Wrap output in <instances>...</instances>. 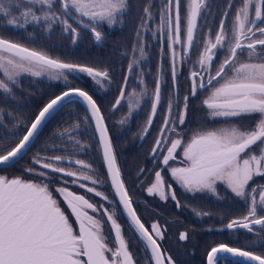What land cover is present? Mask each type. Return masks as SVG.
<instances>
[{"label": "snow or ice", "instance_id": "snow-or-ice-1", "mask_svg": "<svg viewBox=\"0 0 264 264\" xmlns=\"http://www.w3.org/2000/svg\"><path fill=\"white\" fill-rule=\"evenodd\" d=\"M58 3L59 8L57 0H0V15L10 17L6 20L7 25L20 28L31 24L41 26L45 31H52L53 26L59 24L62 32L69 34L75 44L80 38V32L70 20L87 28L94 41L100 43L104 39V33L98 30L100 24L107 22L111 26L122 20L123 14L129 10V0H58ZM183 3V30L182 0H164L160 8L158 30H166L167 33L173 84L176 82L178 64L189 57L192 49H200L202 44L196 61L199 69L190 73V95L195 97L198 91L210 89V94L202 104L209 110L210 116L226 118V126L194 131L185 142L182 133L177 131V122L178 125L185 124L189 96L183 97V108L174 118L173 101L169 96L167 115L152 154L155 156L162 144L167 145L162 164L168 168L171 179L187 193L206 192L218 196V185H224L235 197L244 200L248 205L246 215L230 220L225 227L228 230L244 229L264 238V214H261L264 213V186L249 187L254 177L264 176V0H242L241 6L235 11L231 35L228 34L222 18L219 30L214 33V39L209 34L211 29L202 39L198 35V19L207 7L206 0H183ZM33 5H39V8ZM228 6L233 7L232 0H229ZM17 12L19 15H14ZM143 12L142 28L152 19L151 6L146 5ZM228 15L225 11L224 16ZM140 35L138 31L137 37ZM221 49L225 50L224 58L214 67V61ZM133 51L139 52L140 59L146 58L143 41L134 45ZM245 52L246 58L241 60L239 57ZM138 62L134 58L128 64L129 73L134 71ZM0 72L5 77L0 79V90L6 95L12 93V86H18L17 78L21 73H29L34 77L47 75L49 79L64 81H68L70 74L83 73L98 85L103 80H110L107 70L65 62L3 37H0ZM202 72L207 73V76L202 75ZM127 82L128 77H125L113 108L124 100ZM140 84H144L142 77ZM146 91V88L141 93L133 90L129 94V99L135 98V103L129 104L130 114L131 110L140 107L141 98ZM72 96L81 98L90 113L85 119L94 122L111 187L129 219L130 230L143 242L144 250L150 253L151 264H175L158 242L164 239L165 229L153 222L149 230L137 215L121 177L104 115L96 100L87 91L68 87L51 99L27 128L19 143L11 150H5V154H0V165L11 166L17 158H22L45 121ZM160 103L161 79L158 75L151 99V112L141 138L147 135ZM256 114L259 119L250 130H243L231 123V118ZM126 122L127 118L120 121L121 124ZM253 146H257L258 150H253ZM178 148L182 149V166H170L169 162L177 158ZM48 159L52 162L34 158V163L41 165L42 169L51 170V173L72 178L70 181L63 179L64 185L78 184L88 193H94L96 197L108 201V197L95 187L81 183L90 181L92 185H96L100 182L90 174V164L75 159L70 163L80 168L71 170L62 166L66 157L56 155ZM26 171L36 170L29 168ZM37 175L43 178L39 182L0 175V264H135L121 225L117 221L115 208L110 210L103 204L97 207L84 195L77 194L66 186L57 187L55 191L62 196L75 218L77 231L50 190L51 179L55 177L50 178L45 171H39ZM45 179L49 182H44ZM146 191L149 195H158L162 201L171 198L177 207H181L175 190L171 184H165L160 170L155 171L154 182ZM114 203L115 200L109 201V204ZM89 210L99 215H92ZM196 214L201 215L199 212ZM102 217H106V220ZM105 223L111 225L114 246H110L107 241ZM187 239L188 233L179 234L180 241ZM228 254L234 258H242L247 264H264V255L224 243L208 251L207 264H219L221 260H227Z\"/></svg>", "mask_w": 264, "mask_h": 264}, {"label": "rangeland", "instance_id": "rangeland-1", "mask_svg": "<svg viewBox=\"0 0 264 264\" xmlns=\"http://www.w3.org/2000/svg\"><path fill=\"white\" fill-rule=\"evenodd\" d=\"M23 2V0H21ZM164 0H129V10L123 14L122 20L118 21L117 23L109 26L107 22H102L98 28V30H101L104 33V39L102 42L97 43L94 41V38L90 31L87 28H84L83 26H79L75 23L74 20H70L71 23H73L74 27H78V30L80 32V38L77 40L75 44L72 43V40L70 39L69 34H65L62 32V29L59 24H55L53 26L52 31H45L41 26L38 25H26L24 28L20 27H14L7 25L6 20L10 19V17L5 18L4 16L0 15V29L5 28L6 30H11V31H24L26 27H31L33 29L32 34L24 33L23 36L20 38L22 40H26L29 44V48L35 49L37 51H42L49 56L55 58L52 56V54H58V55H68L63 60L65 62H70L72 59L77 55V53L80 52L79 56L81 58H88L94 63L93 66L94 68H97L101 71L107 70L109 72V77L110 80H103L100 85L96 84L95 81L87 76V74L83 73H73L69 75L68 81H64L63 79L60 80H55V79H49L47 75L40 76V77H34L31 76L29 73H21L20 76L17 78L18 79V86H12L16 88V92L18 93L22 86V79H29L30 82V87H31V92L32 93H37L38 90L41 87H43L41 84H49L53 86L55 89L60 90V92L67 90L68 87H74V88H82L83 90L89 92H93L94 94V99L96 100L97 103H104L107 108V113H111L109 109H111L115 103V99L123 85V78H124V73L127 72L128 77H130L132 80L128 81L127 87L125 88V98L124 101H127L126 107H129V104H134L135 103V98L129 99V94L132 93L133 90H135L137 93H139V88L141 87L140 84V79L137 77V80L135 79L136 76V71H138L139 66H140V59L138 51L134 52L133 51V46L138 45L141 41H143V44L145 46V51H151L154 48L159 47V40H160V35L162 36L163 34V41L164 45L166 48L167 47V33L166 30L164 32H161L158 30V25L160 24V8L163 4ZM208 2V0H206ZM142 3H152V7L154 5H157V7H153L151 9L152 12V19L147 21V26L142 28L141 25L144 23V19H142V22L140 25L137 27V29H134L133 25V14L139 15L140 13L144 12L142 10H139V8H136V4H142ZM210 2L207 3L209 5ZM35 8H39V5H33ZM207 6L203 12H202V17L198 20V24L200 25V29L198 31L199 37L202 39L205 33H209V30L211 29L210 35L213 36L214 39V33L218 31V26H213L214 23V18L213 16L208 14L206 11ZM57 8H59V3L57 0ZM14 15H19V13H14ZM181 16H182V30H183V16H184V3L182 0L181 4ZM235 16V15H234ZM233 18L232 23L229 24V26L226 27L228 34L231 35V30H232V24H233ZM219 17H222V14H219ZM87 18H85L86 20ZM220 18H218V23L216 25H219ZM10 27V28H8ZM140 32L141 35L140 37H137V32ZM0 37L6 38L3 33L0 31ZM8 39V38H6ZM83 47V48H79ZM180 46H177L179 48ZM79 48V49H78ZM87 51V54L83 53V51ZM202 50V44L200 46V49H192L190 51L189 57H188V70L191 73L192 70L199 69V65L196 63L198 59V51ZM146 55V54H145ZM246 52L242 54L239 58L241 60L246 58ZM147 56V55H146ZM137 59L139 62L135 66V69L133 72L129 73L128 71V64L133 60ZM187 59V58H185ZM169 60V59H168ZM115 61V62H114ZM144 61V60H143ZM185 62V61H183ZM178 64V67H180L182 64ZM112 64V67H110V64ZM177 67V68H178ZM216 67V65H214ZM202 75L207 76V73L202 72ZM0 79H5L3 76V73L0 72ZM11 86V85H10ZM86 86V87H84ZM114 86V88H113ZM136 86H138L136 88ZM45 89V86L43 87ZM2 92V90H0ZM45 92V91H44ZM59 92V93H60ZM88 92V93H89ZM202 90L198 91L197 95L195 97H192L190 95V91L188 93V96H191L192 100V108L187 116V122L185 123L184 126L178 125L177 126V131L181 132L183 135V139L186 142L192 133L194 131H201V130H208V129H218L221 127L226 126V118L224 117H212L209 115V110L202 104V101L210 94V89L206 90L203 92ZM113 96V101L109 105V101L111 96ZM185 95L183 94V97ZM183 97L181 98L183 100ZM183 105V102H182ZM163 115L164 117L167 115V103L163 107ZM173 111V110H172ZM201 112H204V114H200ZM195 113V127L193 129V132L188 131L187 129V124L190 121L191 115ZM55 118L52 120V123H56L62 128V135L58 137V143L59 145L61 143H65L66 147H68V150L65 149L62 151L63 157L67 156L68 153V162L62 163V166L66 168L67 163V168L71 170H78L80 166L75 165L74 163H70V161H73L75 159H81L84 160L86 163L90 164L92 166V172L90 173L93 175L95 178V167L92 164V161L94 160V157L100 156V150L99 145H97L96 142V137L93 132V127L92 124L90 123V119L86 120L85 117L88 116L86 114L84 107L82 106L81 103L75 101V100H70L69 102H66L65 105H63L52 117ZM51 117V118H52ZM259 119L258 114L256 115H251V116H243V117H236V118H231V123L236 124L243 130H250L255 126L256 121ZM79 125V127H76V125ZM108 126V130L110 131V125L109 123H106ZM181 127H185V132L181 131ZM67 130V131H66ZM60 132V130H59ZM141 134V133H139ZM189 134V135H188ZM69 137H73L74 139H69ZM172 138H175L174 135H172ZM95 141L94 143L91 144V141ZM76 141H79V144H76ZM82 146V147H81ZM162 146V145H161ZM160 146V149H161ZM167 147V145H166ZM125 146L122 148L124 149ZM95 149V154L93 155ZM121 149V150H122ZM152 147H150V151L152 152ZM158 149V151L160 150ZM120 150V151H121ZM253 150H258L257 146H253ZM163 153L166 154V148L163 151ZM161 153V154H163ZM163 154V155H165ZM99 155V156H98ZM162 155V156H163ZM176 160L170 161L169 164L170 166L177 167V166H182L181 161L183 159L182 155V149H177L176 150ZM101 161H102V156ZM155 156H151V159H154ZM163 158V157H162ZM162 158L159 161H162ZM42 160V158H40ZM117 164H118V159L116 157ZM119 166V165H118ZM103 167V165H102ZM120 171H121V166H119ZM104 169V178H105V184H108L106 175H105V168ZM160 170L162 171V176L164 177L165 184H171L173 189L176 192V195H181L182 198L184 197H195V196H200V197H206L209 200H211L214 204L218 203V207L214 210L215 213L214 215L218 216H212L208 215V212H202L197 208L190 207L184 200H180V198L177 197V199L180 201L181 207L176 206V202L171 200L169 198L166 202H168L171 206L169 207L167 203L163 202L160 200L158 195H149L146 189L154 182V175L155 171ZM87 171V170H84ZM152 179L144 185V190L141 192L139 197H136V199L142 198L145 201L142 202L143 205L138 206V208L141 207L143 210V215L147 219V224L150 226L153 222H157L163 229L164 231V239L160 242L162 247H164L163 251L166 252L168 255L171 257L174 255V258L172 259L175 260H180L181 258L187 256L186 252L189 250V255H193L196 250V244L195 246L192 242V239L188 238L185 241H180L179 240V234L183 232L180 227H179V222H171L173 218L167 217L164 214V211L167 210H172V205H174L177 209L175 210L176 213H181L184 210V213H186L187 218H189L192 222H194V225H198V223H203L207 220L210 222L214 221L216 225L219 227V238L221 241L228 242L231 241V245L237 248H242L247 251H252L257 255H264V238H261L260 236H257L256 233H248L246 231H240V230H228L227 228L221 227L222 224L225 223L223 219H228L230 220L232 216L227 214V211L229 210L230 205L232 202L234 205H236V208L239 206H244L245 213L239 215L240 217L244 216L247 214L248 211V205L245 203L244 200L235 197L233 193H231L230 190L226 189V187L222 184L218 185V196H214L211 193H187L185 190L174 180L171 179L170 172L168 171V168L166 166H163L161 163V166L157 169L154 170L153 174L151 175ZM69 181L72 178H67ZM81 183H85L88 186L94 187L95 185H92L90 181H81ZM75 185L76 189L79 190V185L78 184H73ZM256 186H264V176H256L253 178L252 181H250L249 187H256ZM107 188V186H106ZM80 191V190H79ZM189 197V198H190ZM188 201V200H187ZM151 205H158L160 208L163 209L162 214L159 215L158 213H155L151 207ZM115 206V204H114ZM214 209L211 208V210ZM195 210V211H194ZM204 210L207 211L205 208ZM209 211V210H208ZM90 214L96 215L95 213H92L89 210ZM199 212L201 215H197L196 213ZM203 213H208L207 215H203ZM264 214V213H261ZM99 215V214H97ZM218 218V219H217ZM221 219V220H219ZM173 223V224H172ZM127 228L130 230L129 224L127 222L125 223ZM201 225V224H200ZM210 229L212 227L206 226ZM205 227V228H206ZM209 230H207L208 232ZM109 232V245L114 246V241H113V235L111 232V227L110 224L108 223V226L106 227V224L104 226V233ZM200 234L201 232L198 230H195V233ZM211 232L214 231H209ZM131 234L133 237H136L133 232L131 231ZM190 242V243H189ZM191 245V246H190ZM209 246V245H206ZM216 246V245H214ZM213 247V245L209 246ZM209 250V249H208ZM231 260H221L219 263L220 264H234L229 262ZM176 262V261H175Z\"/></svg>", "mask_w": 264, "mask_h": 264}, {"label": "flooded vegetation", "instance_id": "flooded-vegetation-1", "mask_svg": "<svg viewBox=\"0 0 264 264\" xmlns=\"http://www.w3.org/2000/svg\"><path fill=\"white\" fill-rule=\"evenodd\" d=\"M208 2L210 3L207 6H209L208 7L209 11H211L209 14L212 13V16L214 18L213 24L216 25L218 23L217 21L218 18H220V20L223 18L225 20V27L229 26V24L232 23L231 19L235 15L236 9L240 7L242 4V0H232L233 7L230 8L228 6L229 0H208ZM222 11H223L222 17H219V14ZM225 11L229 13L227 17L224 16ZM217 26L219 30V25ZM145 54L147 56L145 55L146 58L143 59L144 61L140 60V66L138 71H136V76H135L136 80L138 75H139L138 77L139 79L142 77L144 80V84L141 85V87L138 89L139 93H141L142 90L145 88L147 90L146 94H144L141 98L140 107L136 108L135 110H131V114H130V108L126 107L127 101L124 102L121 101V104L119 106L115 108L112 107L111 109H109L111 113H107V118H108V123L110 125L112 145L117 159L119 158V155H117V153H119L120 150L125 146L124 149L127 148L129 154L136 156L137 152H139L140 155H142V157L146 161L145 163L138 162L136 164L127 165L126 169L128 168L131 171L136 172L135 176L138 180V183L137 185L131 183L128 186L125 184V186L129 192L130 197L132 198L133 207L135 208L137 215L141 218L145 226L148 227L149 230H151L150 222L148 225L147 224L148 221L142 213L143 210L141 209V207L138 208V205L140 203L144 202V205L146 203L142 198L136 199L135 195L139 197V195L145 188L144 185H145V181L147 180L146 177L149 176L153 170L161 166L162 161L159 160L163 157L162 155L165 154L163 153V151L165 150L166 145L162 144L161 149L157 151V154L155 155L154 159L150 158L151 156H153V154L149 150L150 148L147 150L146 147L150 145V147L153 148L155 146V142L157 138L160 136V129L163 126V120H164L163 107L167 103L169 96L172 97V101H173L172 117L174 118L183 108L182 105L183 100L181 98L183 97V94L188 95L190 91L191 80H190V72L188 70L189 66H188V57H187V59L183 60L185 62H183V64L177 68V78L175 85L173 84L171 77V58L168 48H166L164 45L163 34L162 36L160 35L159 47L154 48L149 52L145 51ZM224 55H225V50L221 49L217 54V57L214 61V65L218 66L220 61L223 60ZM158 75L161 79V103L158 106L156 115L153 117V122L148 130L147 135L141 138V134L144 131V128L147 124L148 116L151 112V99L155 88V81ZM125 77H128L127 72L124 73V78ZM22 80H23V84H20L19 86V87L22 86V88L18 93L16 92L15 87H12L13 89L12 93L9 95H6L3 91L0 92V154H5V150H11L12 147H14L17 143H19V139L22 138V136L26 133L27 128L29 127L33 119L36 117L39 110L43 107L42 100L44 94H41L39 92L32 93L29 79L26 78ZM130 80L132 79L128 77V81ZM123 85H124V80H123ZM137 87L138 86H136V88ZM205 91L206 90H202V94H204L203 92ZM119 95H120V91L116 99L119 97ZM113 96L114 95H112L110 98L109 105L113 101ZM191 99H192L191 96H189L186 119L192 108ZM54 118L55 116L50 118L43 125L42 129L39 131L34 141L29 145L26 154H24L22 158H18L17 161L14 162L11 166L8 165V166L0 167V175H5L9 178L20 177L26 181H33V182H39L41 181V179H43L37 175V172L39 171L48 172L50 178L55 177V179H51L50 190L53 192V195L58 200L60 207L69 217L70 222L73 223V227L77 231H78V225H76L75 223V218L74 216H72L70 209H68L67 207V204L64 203L62 196L55 191L57 187L66 186L71 191L80 195H84L85 198L89 199L97 207L103 204L106 208H109L110 210L115 208L117 210L116 211L117 221L121 225L122 233L125 239L127 240L128 248L135 260V264H151V261L149 259L150 253L144 250L143 242H141L138 239V237L137 238L133 237L131 231H129V229L125 225L126 222L127 224L129 223L127 220H125L123 212L120 209L116 199L114 198L111 188H109L108 184H105L104 182L105 178L102 173V168H99L94 164L95 167L94 169L96 171L95 176L100 181L94 187L98 191L102 192L103 195L107 196L108 201L102 199V197H96L94 193H88L86 189L79 188L80 190L79 191L75 188L76 186L71 183L64 185L63 179H67L69 177H63V174L51 173V170L42 169L41 165L34 163V158H38V159L42 158V160H46L47 162H52L48 158L56 155L63 156L62 151H64L65 149L68 150V147H66L65 143H61L60 145L58 143V137L62 135L61 132L62 128H60V126L55 122L52 123V120ZM125 118H127V122L121 124L120 121ZM186 122L187 120H185V123ZM177 126H178V122H177ZM181 131L185 132V127H181ZM142 157L140 156L138 159H141ZM66 158L67 159L62 163L69 161L68 153ZM65 164L67 168L68 164L67 163ZM29 168H33L36 171L34 172L26 171V169ZM141 169H143L144 171L141 172ZM123 173L124 172L122 171L121 177L125 183V178L129 177L130 174L122 175ZM44 182L48 183L49 180L45 179ZM113 200L116 201V203H114L115 206L114 204H109V201H113ZM163 202L167 203L169 207L171 206L168 202L166 201ZM230 205H233L230 206L229 210L227 211V214L232 216L230 220L240 217L239 215H237V213L240 215L245 213V210L243 209L244 206H239L236 208V205H234L233 202ZM218 206H219L218 203H216L214 209H216ZM150 208H152V210L155 213H158L159 215L162 214L163 209L160 208L158 205H151ZM176 209L177 208L175 207V210ZM199 210L202 212L209 213L208 210L207 211L201 209ZM95 214L97 215L98 213ZM174 214L175 216L173 217L171 222L173 221L179 222V227L183 232L188 233V230L190 229L192 234H194L195 230H198L201 232L199 235L202 236V235L210 234L209 231L211 230L216 232L219 230L218 225L212 227V229L206 227V225L210 222L207 219L205 222L203 219L202 221L203 223H198V225L196 224L194 225V222H192L189 218H187V215L186 213H184V210L181 213H176L174 211ZM208 215L211 214L209 213ZM212 216H218V215L212 214ZM102 219L106 220V217H102ZM223 220L225 221V223L222 224L221 227L225 228L226 224L230 220L228 219L227 220L223 219ZM105 224L107 227L108 223ZM207 230L209 231L207 232ZM239 230L246 231L244 229H239ZM195 234L198 233L196 232ZM105 235L107 237V241L109 242V232L106 233ZM112 235L114 241L113 232ZM199 235L198 237L193 236V239L199 240L198 239ZM201 242L204 243V241ZM217 244H221V243H217ZM161 248L162 250H164L163 249L164 247H162V245ZM204 258H206V255ZM175 261H176L175 264H202L203 262L202 256L198 255L197 253L196 255H187L181 258L180 260H175ZM205 264H206V260H205Z\"/></svg>", "mask_w": 264, "mask_h": 264}, {"label": "trees", "instance_id": "trees-1", "mask_svg": "<svg viewBox=\"0 0 264 264\" xmlns=\"http://www.w3.org/2000/svg\"><path fill=\"white\" fill-rule=\"evenodd\" d=\"M151 4L152 3L136 4V8H139V10H142V9H144V7L146 5H150L151 6V9H153V7H155V8L157 7V5H154L152 7ZM206 11L208 12V14L211 12V11H209L208 8H207ZM222 13H223V11L220 14H222ZM209 15L211 17L212 13L209 14ZM143 18H144L143 13H140L139 15L133 14V20H134L133 25H134V29L135 30L140 25V23L142 22V19ZM213 26H217V25H214L213 24ZM8 28H10V27H8ZM0 31L9 40L14 41V42H17V43H21V44L29 47V44H27L28 42L26 40H22L20 37L23 36L24 33H27V32L29 34H32L33 29H31V27H26L24 31H11V30H6L5 28L0 29ZM79 48H83V47H79ZM83 53L87 54L86 49H85V51H83ZM79 54H80V52L77 53V55L72 59L71 63H77V64H81V65H88V66L94 67L93 66L94 63L92 62V64H91V60H89L88 58H86V56H85V58H81L79 56ZM52 56H54L55 58H60V59L62 58V59H64L68 55H61L60 56L58 54H52ZM112 64L113 63L110 64V67H112ZM21 83L23 84V80H22ZM41 85L42 86L44 85L45 86V89L43 88L44 87L43 86V87H41L40 89H37V90H38L39 93L44 94L43 95L42 104H44L45 102H47L50 98H52V97H54L56 95H59L60 90L55 89L53 86H51L49 84L48 85L47 84H43V83ZM84 87H86V86H84ZM88 92H89V90H88ZM89 93H90V95L94 96L93 92H89ZM98 105H99V107L101 109V112L104 114L105 123H106V121L108 123V118H107V112L108 111H107L106 105L104 103H101V104L98 103ZM200 114H204V112H201ZM194 117H195V113L193 115H191L190 121L187 124V129H189V131H192V132H193V129L195 127ZM109 134H110V131H109ZM110 138H111V134H110ZM111 141H112V138H111ZM94 142H95L94 140L91 141V144L94 143ZM149 148H150V145H148L146 147L147 150ZM95 152L96 151L94 149L93 155L95 154ZM117 155H119L118 165L121 166V173H122V171L124 172L122 175L130 174L129 177H126L125 178V184L127 186L130 185L131 183L137 185L138 180H137V178L135 176L136 172H133V171H131L128 168L126 169V167H127V165L136 164L138 162L145 163L146 162L145 159L142 157V155H140L139 152H137L136 156L129 154L127 148L126 149H122L119 153H117ZM140 156L142 158L141 159H138ZM92 164L93 165L95 164L97 167L102 168V173H103V176H104V169L102 167L101 157L100 156H99V158L98 157H94V160L92 161ZM153 171H152V173L149 176L146 177L147 180L145 181V185L147 183H149V181L152 179V176L151 175L153 174ZM177 197L180 198V200H182V201L184 200L190 207H193V208L195 207V208H198V209H201V210H204L206 208L207 210H209V212H210L211 215L215 213V211H214L215 209H212L211 210V208H213L216 203L214 204L211 200H209L205 196L204 197L195 196L193 198L189 196L190 198L189 197H185V198L183 197L182 198L181 195H178ZM140 205H143V204L140 203L138 206H140ZM174 211H175V207H174V205H172V210L164 211V214L167 217L173 218L175 216ZM206 226L215 227L216 224H215L214 221H212V222H209ZM213 233H215V234H213ZM198 235L199 234H195V233L192 234L191 230L190 229L188 230V238L192 239V242H193L194 246H195V242H197L196 247H195L196 252L193 255H196V253H197L198 255L202 256V260H203L202 264H205V260H204L205 258L204 257L206 255V253H207L210 245L211 246L212 245L214 246V245H217V243H226L227 245L229 244L230 246H232L231 245V241L224 242V241H221L220 240V238H219V232L218 231L217 232L216 231L211 232V234H208V235L207 234L206 235H202V236L199 235V238H198L199 240L193 239V236L198 237ZM201 241H204V243H202ZM206 245H209V246H206ZM188 253H189V250L186 252V255H189L190 254V253L189 254ZM172 257L174 258V255ZM198 260H199V258H198ZM229 262H231V261H229ZM231 263L237 264L235 262H231Z\"/></svg>", "mask_w": 264, "mask_h": 264}, {"label": "water", "instance_id": "water-1", "mask_svg": "<svg viewBox=\"0 0 264 264\" xmlns=\"http://www.w3.org/2000/svg\"><path fill=\"white\" fill-rule=\"evenodd\" d=\"M64 91H66V90H64ZM64 91H62V92H64ZM62 92H60L59 93V95L62 93ZM55 97V96H54ZM54 97H52L51 99H53ZM51 99H49L48 100V102L51 100ZM70 100H75V101H77V102H79V103H82V105H83V107H84V109H85V111H86V114H88V116H90V113H89V111H88V109H87V107H86V105L82 102V100H81V98H79V97H76V96H72V97H70V98H68L65 102H64V104L63 105H65V103L66 102H69ZM48 102H46L45 103V105L48 103ZM97 103V102H96ZM44 105V106H45ZM43 106V107H44ZM42 107V108H43ZM42 108L39 110V112L42 110ZM61 108V107H60ZM59 108V109H60ZM58 109V110H59ZM57 110V111H58ZM57 111H55L46 121H45V123L57 112ZM39 112H38V114H39ZM37 114V115H38ZM36 115V116H37ZM35 119V118H34ZM34 119H33V121H34ZM32 121V122H33ZM31 122V123H32ZM44 123V124H45ZM90 123L92 124V127H93V132H94V135L96 136V139H97V143H98V145H99V148H100V144H99V137H98V133H96V131H95V125H94V122L90 119ZM43 124V125H44ZM31 125V124H30ZM29 125V126H30ZM43 127V126H42ZM42 127L39 129V131L42 129ZM39 131H38V133H39ZM37 133V134H38ZM36 138V137H35ZM34 138V139H35ZM34 139H33V141H34ZM32 141V142H33ZM31 142V143H32ZM30 143V144H31ZM27 151V150H26ZM100 156H102V152H101V149H100ZM18 159V158H17ZM102 162H103V167L105 168V174H106V178L108 179V183H109V186H110V188H111V190H112V193H113V196H114V198L116 199V201H117V203L119 204V202H118V197H116L115 196V193H114V190L112 189V187H111V182H110V178H109V176H108V174H107V168H106V165H105V163H104V161H103V157H102ZM4 166H8V165H0V167H4ZM119 207H120V209L122 210V212H123V215H124V217H125V220H127L128 221V223H129V219H128V217H127V215L124 213V211H123V208H122V206L121 205H119ZM226 228V227H225ZM230 246V245H229ZM231 247H233V246H231ZM242 249V248H241ZM211 250V249H210ZM209 250V251H210ZM244 250V249H243ZM208 253V252H207ZM205 260H206V264H207V255H206V258H205ZM227 260H232V261H234V262H236V263H241V264H247V262L246 261H244L242 258H234V257H232L230 254H228L227 255Z\"/></svg>", "mask_w": 264, "mask_h": 264}, {"label": "bare ground", "instance_id": "bare-ground-1", "mask_svg": "<svg viewBox=\"0 0 264 264\" xmlns=\"http://www.w3.org/2000/svg\"><path fill=\"white\" fill-rule=\"evenodd\" d=\"M103 163V162H102ZM135 197H137V195H135Z\"/></svg>", "mask_w": 264, "mask_h": 264}]
</instances>
